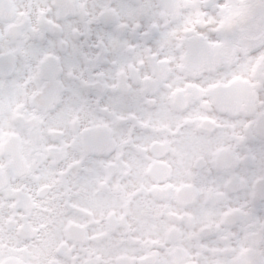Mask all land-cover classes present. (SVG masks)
Listing matches in <instances>:
<instances>
[{
  "label": "snow or ice",
  "instance_id": "6c2138e0",
  "mask_svg": "<svg viewBox=\"0 0 264 264\" xmlns=\"http://www.w3.org/2000/svg\"><path fill=\"white\" fill-rule=\"evenodd\" d=\"M0 264H264V0H0Z\"/></svg>",
  "mask_w": 264,
  "mask_h": 264
}]
</instances>
